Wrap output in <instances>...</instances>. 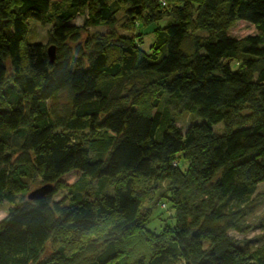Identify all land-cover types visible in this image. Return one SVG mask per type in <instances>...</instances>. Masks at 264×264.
I'll list each match as a JSON object with an SVG mask.
<instances>
[{
	"label": "trees",
	"instance_id": "trees-1",
	"mask_svg": "<svg viewBox=\"0 0 264 264\" xmlns=\"http://www.w3.org/2000/svg\"><path fill=\"white\" fill-rule=\"evenodd\" d=\"M162 1L0 0V264H264V242L229 236L251 231L264 183V0ZM123 5L136 28L154 26L148 53L113 33L80 45ZM31 21L51 26L53 62L28 44ZM237 22L256 35L230 38ZM151 92L153 115L137 106ZM184 113L201 122L182 134ZM24 173L52 192L25 201ZM156 181L173 221L158 235L141 212Z\"/></svg>",
	"mask_w": 264,
	"mask_h": 264
},
{
	"label": "rangeland",
	"instance_id": "rangeland-1",
	"mask_svg": "<svg viewBox=\"0 0 264 264\" xmlns=\"http://www.w3.org/2000/svg\"><path fill=\"white\" fill-rule=\"evenodd\" d=\"M167 2V0H163ZM162 1V2H163ZM175 1V0H173ZM171 2V1H169ZM130 10V7L127 5H123L121 7V10L116 15V23L114 25L113 29H108L105 27H99V28H86L83 29L80 32V45L84 46L85 42L89 38H98L103 39L107 37L110 33H113L115 37H122L129 40H135L138 44H140L139 48L142 52L148 53L149 48L153 43V37L152 35L148 34L151 32V30L154 28V26L148 27V24L144 26V30L142 28H136L134 26V18L128 14ZM84 20V16L80 15L75 17L71 22L70 25H74L77 27L82 26ZM165 22H159L156 24L158 27L162 28L164 26ZM153 27V28H152ZM29 34L27 35V42L30 45L34 44H40L45 47L47 50L52 45L49 43V33L51 26H41L36 22H29ZM191 34L195 37H197L200 41H204L207 38V34L195 31L194 29L190 31ZM145 34V35H144ZM143 36L142 40H140V37ZM230 38L234 39H241L246 37H251L256 35L255 29L244 23V22H237L229 31L228 33ZM86 54L87 51L85 50L83 52V55L80 57L83 59L84 65H86ZM54 55H55V49H54ZM6 66L9 69V63L6 62ZM155 99V96H152V92L150 94H147L146 98L144 100H141L140 103H138V108L142 110L143 112L149 113L153 115L155 113V110L152 108V101ZM161 100V98H159ZM66 104V98L65 96H61L58 100V110L59 114L63 110L62 108ZM201 120L196 119L194 116H191L189 114H181L175 118V125L176 127L181 131L182 134L185 133L186 129L192 125L200 123ZM213 131L216 134H222L223 129L222 126L219 124L213 128ZM101 135V134H99ZM101 138V136L99 137ZM92 156V154H91ZM174 165V164H173ZM179 168L182 171H185L187 169V163L180 161ZM22 174V173H21ZM22 183L25 186L26 193L24 195V200L26 201L27 195L42 187L43 184L40 183L38 177L31 173L28 175V173H24V176H21ZM94 184V183H93ZM264 184H260L257 187L255 199H253L254 208L247 215L246 222L249 226L252 227L251 231L244 235L239 236L236 235L233 232H229V236L233 239L237 240L240 244V246L244 247L247 250L254 249L258 246H260L264 242V233L262 232V229H259L260 225H264ZM167 196V185L165 182L156 181L153 182L150 185V191L146 194V198L143 201L141 212L146 213V211L149 212L148 220L144 225V230L147 232H150L152 234H160L162 233L166 228H172L173 221L171 219V213L169 210V206L167 205L165 200H162L163 198H166ZM64 198H66V192L63 189L57 190V192L52 196L51 201L53 203L60 202ZM165 204V206L161 205ZM11 206L6 203L2 202L0 203V222L6 217L7 212ZM52 248H51V242L47 244L45 247V252L43 256H49L51 254Z\"/></svg>",
	"mask_w": 264,
	"mask_h": 264
},
{
	"label": "water",
	"instance_id": "water-1",
	"mask_svg": "<svg viewBox=\"0 0 264 264\" xmlns=\"http://www.w3.org/2000/svg\"><path fill=\"white\" fill-rule=\"evenodd\" d=\"M47 55H48L50 62H53V60H54V47L53 46H51L47 49ZM51 192H52V186L51 185H44V186L30 192L26 198L28 201H35V200H38V199H41V198L47 196Z\"/></svg>",
	"mask_w": 264,
	"mask_h": 264
},
{
	"label": "crops",
	"instance_id": "crops-1",
	"mask_svg": "<svg viewBox=\"0 0 264 264\" xmlns=\"http://www.w3.org/2000/svg\"><path fill=\"white\" fill-rule=\"evenodd\" d=\"M262 184H264V183H262ZM257 187H258V186H257ZM257 187H256V188H257ZM256 191H257V189H256ZM255 194H256V192H255Z\"/></svg>",
	"mask_w": 264,
	"mask_h": 264
}]
</instances>
